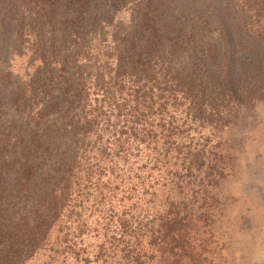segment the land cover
Listing matches in <instances>:
<instances>
[{"label": "trees", "instance_id": "16d2710c", "mask_svg": "<svg viewBox=\"0 0 264 264\" xmlns=\"http://www.w3.org/2000/svg\"><path fill=\"white\" fill-rule=\"evenodd\" d=\"M260 103L264 0H0V264H198Z\"/></svg>", "mask_w": 264, "mask_h": 264}, {"label": "rangeland", "instance_id": "374dc122", "mask_svg": "<svg viewBox=\"0 0 264 264\" xmlns=\"http://www.w3.org/2000/svg\"><path fill=\"white\" fill-rule=\"evenodd\" d=\"M231 138L238 142L235 170L216 192L211 233L195 247L198 264H264V103L238 125ZM134 168L137 172L138 166ZM108 180L102 178L101 185H108ZM136 194L141 197V192ZM91 222L90 231L97 224L94 217ZM89 235L86 242L96 243L94 233ZM31 262L42 264V259Z\"/></svg>", "mask_w": 264, "mask_h": 264}]
</instances>
